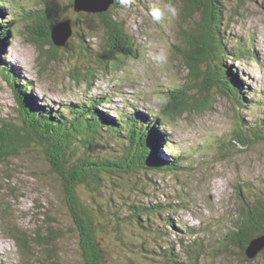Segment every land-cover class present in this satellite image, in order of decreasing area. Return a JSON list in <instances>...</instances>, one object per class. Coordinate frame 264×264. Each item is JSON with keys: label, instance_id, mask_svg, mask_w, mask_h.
<instances>
[{"label": "rangeland", "instance_id": "1", "mask_svg": "<svg viewBox=\"0 0 264 264\" xmlns=\"http://www.w3.org/2000/svg\"><path fill=\"white\" fill-rule=\"evenodd\" d=\"M4 1L6 21L15 24L14 33L3 45L2 119L22 125L13 90L2 75L8 70L17 81L29 82L39 103L54 110L97 99L113 101L102 107L111 117L122 111L139 112L151 119L159 116L170 141L162 149L163 158L183 157L180 173L142 171L135 176L106 177V183L112 184L104 189L101 208L95 204L94 199H99L95 194L79 187L82 202L93 213L100 209L108 213L109 206L116 205L115 217L126 218L120 222L119 232L114 228L118 224L115 217L96 219L104 264H264V253L249 261L240 247L226 240L242 210V195L250 202L264 198V143L247 148L232 144L237 115L244 116L248 124L264 123V0H246L229 29L232 42L249 47L252 55L236 64L254 101L250 109L238 113V107L214 94L210 111L190 108L176 120L162 111L168 93L182 89L188 75L172 49L181 42L179 31L187 25L181 0H127L125 10L115 15L133 36L141 56L128 61L123 70L96 72L91 88L83 81L74 83L71 74L75 67L81 71L96 67L94 56L102 52L104 36L98 27V14L75 12L70 7L72 0ZM239 1L224 0L229 12ZM48 4L56 9V13L51 11V19L60 15L64 18L61 22L70 20L73 30L65 47L57 52L58 60L51 62L32 41L48 31L39 24L49 15ZM156 11L159 18L153 15ZM87 45L92 54L85 51ZM51 50V45L43 44L44 53ZM127 145L125 136L103 133L91 149L117 159ZM65 198L61 177L52 171L37 145L0 165V264H85L80 235ZM134 204H161L163 216L145 219L140 225L129 216ZM169 218L176 219L177 228L168 226ZM15 226L36 240L39 235L44 241L49 237L53 240L50 245L32 241L30 253H23L8 233ZM187 228L195 229L196 236H189ZM195 241L203 245L204 252L197 262H191L184 250ZM170 246L176 248L172 249L174 257L171 249L165 254Z\"/></svg>", "mask_w": 264, "mask_h": 264}, {"label": "trees", "instance_id": "2", "mask_svg": "<svg viewBox=\"0 0 264 264\" xmlns=\"http://www.w3.org/2000/svg\"><path fill=\"white\" fill-rule=\"evenodd\" d=\"M239 2L240 4L229 12L224 0H181L182 14L187 25L179 31L181 42L172 49L181 58L188 75L182 89L168 93L167 104L162 113L171 120L182 117L190 108L210 111L214 105V94L238 107V113L247 112L252 106L254 101L250 98L249 87L242 81L236 65L252 56L250 48L234 44L229 34L230 25L246 0ZM74 3L75 0H72L70 4L72 9ZM126 5L127 0H114L112 9L98 14L100 25L98 27L104 31L103 50L94 56L97 62L96 69L92 66L87 67L85 71L74 68L71 74L74 83L80 85L83 81L88 87H94L96 72L109 74L123 70L128 61L141 56L133 36L127 33L124 24L115 15L117 11L125 10ZM48 6L49 15L44 18L45 21L39 23L47 26L48 31L44 36H34L32 41L51 62L58 60L57 52L65 47L55 46L51 38L53 28L64 18H60L59 15L58 18L54 16L51 19V11L56 13V9L54 5ZM5 14V1L0 0V70L4 69L1 68L2 55L6 49L3 45L8 43L11 33H14L12 25L15 24V21L9 19L6 21ZM42 43L51 45L52 50L44 53ZM85 51L91 53L88 45L85 46ZM9 73L6 70L2 75L13 90L22 125L0 117V165L19 157L23 151L29 152L34 144L41 148L52 171L62 179L65 201L80 235V250L84 263L104 264L105 253L103 244L97 238L96 219L106 221L111 216H118L117 207L110 205L108 213H103L101 209L97 211L98 214L93 213L82 202L78 193L79 187L84 186L91 194H95L94 197L99 198L94 199L95 204L101 208L104 189L108 184H112L106 183V177L125 174L135 176L142 171L180 173L183 157L163 158L162 149L167 148L170 141L165 138L164 125L161 124L162 118L159 116L151 119L139 112L122 111L111 117L108 115L109 111L103 110L102 107L113 101L97 99L86 102L88 104L69 105L61 110H54L39 103L29 82L17 81L15 79L17 77ZM237 117L233 145L247 148L249 145L264 143V123L254 121L248 124L241 114ZM103 133L112 137L125 136L128 140L125 154L117 159H110L93 151L91 149L93 144L100 141ZM239 190L241 191V188ZM242 199V210L226 240L240 247L246 255L245 251L250 241L264 235V198L250 202L242 195ZM110 200L114 202L113 198ZM131 209L129 216L140 225L145 219L147 221L157 217L161 219L163 216L161 204L152 206L134 204ZM115 218L118 224L114 228L119 232L120 222L126 218L125 216ZM169 221L168 226L172 229L177 228L175 218H169ZM187 230L189 236H196L195 229ZM8 231L19 249L24 250L21 251L26 254L30 253V242L49 244L53 240L49 237L44 241L40 235L36 240L34 235L30 236L16 226ZM174 248L167 247L165 254L170 253L171 249V256L174 257L173 250H176ZM186 248L184 254L191 262H197L198 257L204 252L203 245H196V241L190 242Z\"/></svg>", "mask_w": 264, "mask_h": 264}, {"label": "water", "instance_id": "3", "mask_svg": "<svg viewBox=\"0 0 264 264\" xmlns=\"http://www.w3.org/2000/svg\"><path fill=\"white\" fill-rule=\"evenodd\" d=\"M114 0H75L74 10L77 13L102 14L111 9ZM73 30L71 21L58 23L51 32V38L55 46L63 47L71 38ZM264 251V235L252 239L246 249V257L249 260L256 259Z\"/></svg>", "mask_w": 264, "mask_h": 264}, {"label": "clouds", "instance_id": "4", "mask_svg": "<svg viewBox=\"0 0 264 264\" xmlns=\"http://www.w3.org/2000/svg\"><path fill=\"white\" fill-rule=\"evenodd\" d=\"M170 10H171V9H170ZM153 15L156 16L157 18H159L160 13H159L158 11H156V12L153 13Z\"/></svg>", "mask_w": 264, "mask_h": 264}]
</instances>
